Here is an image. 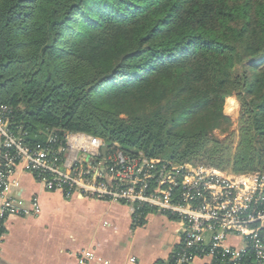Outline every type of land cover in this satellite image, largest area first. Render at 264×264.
Segmentation results:
<instances>
[{
  "label": "trees",
  "instance_id": "obj_1",
  "mask_svg": "<svg viewBox=\"0 0 264 264\" xmlns=\"http://www.w3.org/2000/svg\"><path fill=\"white\" fill-rule=\"evenodd\" d=\"M0 103L30 147L82 132L129 154L264 170V0H0ZM151 211L138 206V224ZM185 251L199 252L180 242L155 264H188Z\"/></svg>",
  "mask_w": 264,
  "mask_h": 264
},
{
  "label": "built area",
  "instance_id": "obj_2",
  "mask_svg": "<svg viewBox=\"0 0 264 264\" xmlns=\"http://www.w3.org/2000/svg\"><path fill=\"white\" fill-rule=\"evenodd\" d=\"M26 132L13 126L12 110L0 103V238L4 218L39 212L37 199L29 205L12 192L18 168L32 173L47 189H60L66 197L78 192L131 207L132 221L140 222L138 206L174 217L182 227L185 249L179 262L216 258L240 264L247 251L254 264H264V171L226 173L190 162L125 153L95 135L65 133L62 140L49 136L30 147ZM107 144L105 154L102 147ZM90 249L75 253L76 264H90ZM135 262V258H130Z\"/></svg>",
  "mask_w": 264,
  "mask_h": 264
},
{
  "label": "crops",
  "instance_id": "obj_3",
  "mask_svg": "<svg viewBox=\"0 0 264 264\" xmlns=\"http://www.w3.org/2000/svg\"><path fill=\"white\" fill-rule=\"evenodd\" d=\"M13 178V194L26 205L37 199L39 212L4 218L0 264H76L81 249L94 252L90 264H155L181 241L182 227L172 216L151 211L137 225L127 203L78 192L66 197L20 168ZM208 261L198 258L191 264Z\"/></svg>",
  "mask_w": 264,
  "mask_h": 264
},
{
  "label": "rangeland",
  "instance_id": "obj_4",
  "mask_svg": "<svg viewBox=\"0 0 264 264\" xmlns=\"http://www.w3.org/2000/svg\"><path fill=\"white\" fill-rule=\"evenodd\" d=\"M239 112H240L239 101H238V99H237V97L235 95H231L230 97H228L226 99V102H225L224 107H223V113H224L225 116H227L232 121V125L230 127V131L232 133L231 139L233 141H236L237 135H238V119H239V114H240ZM214 134L219 139H224L227 136L226 133L225 134L220 133L218 130H215ZM137 152H141V151H137ZM196 164L197 165H202V166L210 168V169H216L218 171H222V172H226V173H236V172L231 171L230 169H222V168H218V167L207 165V164H203V163H196ZM257 171H264V170H257ZM252 172H256V171H252ZM242 173H248V172H242Z\"/></svg>",
  "mask_w": 264,
  "mask_h": 264
},
{
  "label": "water",
  "instance_id": "obj_5",
  "mask_svg": "<svg viewBox=\"0 0 264 264\" xmlns=\"http://www.w3.org/2000/svg\"><path fill=\"white\" fill-rule=\"evenodd\" d=\"M106 149H107V144L102 147V154L103 155L105 154Z\"/></svg>",
  "mask_w": 264,
  "mask_h": 264
}]
</instances>
